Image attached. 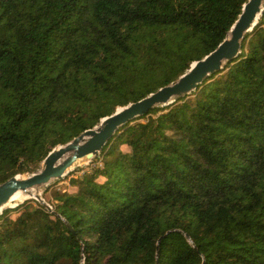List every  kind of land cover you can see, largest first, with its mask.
<instances>
[{
	"label": "trees",
	"instance_id": "1",
	"mask_svg": "<svg viewBox=\"0 0 264 264\" xmlns=\"http://www.w3.org/2000/svg\"><path fill=\"white\" fill-rule=\"evenodd\" d=\"M247 2L0 0V185L176 81ZM67 178L52 212H2L0 264H264V6L236 60Z\"/></svg>",
	"mask_w": 264,
	"mask_h": 264
},
{
	"label": "water",
	"instance_id": "2",
	"mask_svg": "<svg viewBox=\"0 0 264 264\" xmlns=\"http://www.w3.org/2000/svg\"><path fill=\"white\" fill-rule=\"evenodd\" d=\"M263 2L264 0H248L226 39L205 58L194 62L176 81L138 102L118 108L114 114L102 119L98 126L85 131L66 145L54 148L46 156L38 172L24 179L18 178L23 175L15 176L0 185V215L4 210L14 208L3 206L17 191L28 195L26 199H34L48 209L39 194L35 196L38 188L65 177L82 163L91 162L120 127L155 108L172 104L176 98L190 94L204 80L220 72L225 64L236 60L240 54L241 42L252 31L263 13Z\"/></svg>",
	"mask_w": 264,
	"mask_h": 264
},
{
	"label": "rangeland",
	"instance_id": "3",
	"mask_svg": "<svg viewBox=\"0 0 264 264\" xmlns=\"http://www.w3.org/2000/svg\"><path fill=\"white\" fill-rule=\"evenodd\" d=\"M263 6H264V4H263ZM122 149L127 150L126 147H124V146L122 147ZM89 165H90V162H85V163L80 164L78 166V168H80L81 170H87V168L89 167ZM75 174L76 175H80L81 172L79 171V172H77ZM26 176L27 175H23V176H19V177L20 178H25ZM53 191H57V192H67V193L69 192V193H71L72 192V189H70V186H69V179L67 178V179L62 180V181H59V182L53 181L51 183V185L49 184L48 186H44V187L38 188L36 190V193L39 194V196L41 197V199L46 204L53 205V194H54Z\"/></svg>",
	"mask_w": 264,
	"mask_h": 264
},
{
	"label": "bare ground",
	"instance_id": "4",
	"mask_svg": "<svg viewBox=\"0 0 264 264\" xmlns=\"http://www.w3.org/2000/svg\"><path fill=\"white\" fill-rule=\"evenodd\" d=\"M263 4H264V2H263ZM263 4H262V6H263ZM18 178L19 179H24V178H20V177H18ZM35 196H37V193H35ZM27 197H29V196L24 194V193H22L21 191H17L11 196L9 201L4 203L3 207H14L15 208V206L17 204H19L21 202L24 203L25 200H28V199H26Z\"/></svg>",
	"mask_w": 264,
	"mask_h": 264
},
{
	"label": "built area",
	"instance_id": "5",
	"mask_svg": "<svg viewBox=\"0 0 264 264\" xmlns=\"http://www.w3.org/2000/svg\"><path fill=\"white\" fill-rule=\"evenodd\" d=\"M47 206H48V210L50 211V212H52V206L50 205V204H46Z\"/></svg>",
	"mask_w": 264,
	"mask_h": 264
}]
</instances>
